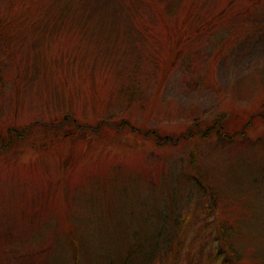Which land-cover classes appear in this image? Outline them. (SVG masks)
I'll use <instances>...</instances> for the list:
<instances>
[{
	"label": "rangeland",
	"instance_id": "obj_1",
	"mask_svg": "<svg viewBox=\"0 0 264 264\" xmlns=\"http://www.w3.org/2000/svg\"><path fill=\"white\" fill-rule=\"evenodd\" d=\"M120 1L59 0L86 32V46L78 36L49 33L50 26L41 41L24 37L5 63L0 51V74L8 80L21 57L28 61L24 87L0 96V138L10 124L26 129L8 149L0 147V264H75L69 246L75 230L83 241L82 264L87 257L88 264H102L104 251L115 257L127 249L126 237L151 236L165 206L187 219L176 264H223L221 223L232 230L245 263L264 264L263 0L256 2L253 30L243 31L244 14L235 19L237 48L210 63L194 41L184 53L195 55L191 69L162 73L153 69L156 60L134 72L138 55L148 53L140 32L147 21L131 26ZM224 1L199 2L205 13ZM77 53L81 58L69 66L57 62L61 54ZM94 55L96 69L85 66ZM102 56L111 58L107 76L100 74ZM132 75L146 87L143 101L120 112L139 131L128 134L105 117ZM199 77L200 88L185 80ZM196 122L227 136L189 138ZM159 138H168L167 145H157ZM196 175L218 192L217 209L196 194L190 181Z\"/></svg>",
	"mask_w": 264,
	"mask_h": 264
},
{
	"label": "trees",
	"instance_id": "obj_2",
	"mask_svg": "<svg viewBox=\"0 0 264 264\" xmlns=\"http://www.w3.org/2000/svg\"><path fill=\"white\" fill-rule=\"evenodd\" d=\"M200 0H121L120 6L124 7V13H126V22L143 23L146 29L145 34L142 36V44L148 45V53L143 56L138 55V59L134 65V72H140L143 69V63L156 60L153 65V69L157 72L172 71L173 69L189 70L191 69L192 58L184 57L186 48L189 45L196 46L203 45L204 57L208 61L216 62L227 53L237 48L238 41L240 40V32H235V19L238 15L244 14L247 19L243 31L250 32L258 24L254 22L255 14H258L260 9L257 6V0H249L246 6L240 8L236 6L237 0H225L224 4L216 10H206L205 13L202 6L203 3ZM264 2V0H263ZM256 4V5H255ZM61 5L59 0H0V51L3 52L2 59L7 61L14 55L17 50L18 44H22L21 41L24 37L30 36L32 40L41 41L44 37L47 38L50 26L53 30L49 33H58L63 37H76L78 36L80 41H83V45L86 46L84 37L86 32L81 31L76 27L73 17L66 15L65 7ZM242 32V31H241ZM141 41V40H140ZM159 45L161 47L159 48ZM161 50L165 52L162 56H155V51ZM168 54V57L164 58ZM104 55V54H103ZM94 63L88 58H85V66L93 64L96 69L95 63L99 62L94 56ZM81 58V54L72 55H60L59 61L63 66H69L72 62ZM107 59L102 62V68H100V74L104 75L111 71V58L103 57ZM61 59V60H60ZM23 58H20V64L15 69L12 79H6L0 74V96L5 97L4 94L9 93L18 87H24L22 79L25 77L26 63L23 62ZM84 65V64H82ZM88 71H91V67ZM123 72V69L120 73ZM187 84L196 85L197 87H203L202 78H196L194 80L185 79ZM146 82L138 78L136 75L129 76L127 80L120 84L117 89V102L114 111L106 115V120L110 123H114L118 128L127 130L128 134H135L139 132L135 127L131 126L130 122L120 115V112L126 110L135 103H139L144 99V89ZM25 90V89H24ZM23 91V89H22ZM10 93V94H11ZM20 96L22 92L19 91ZM119 117H122L119 119ZM104 118V119H105ZM119 120V121H116ZM121 121V122H120ZM119 123V125L117 124ZM196 132H191L189 138L203 139L209 138L211 135L220 139H225L226 134H222L221 130H215V127L207 130L201 129V122L194 123ZM113 125V124H112ZM25 128H21L16 124H10L5 129V135L0 138V147L4 150L8 149L15 137H22L24 135ZM152 133V132H151ZM68 136V133H67ZM152 139V134L148 136ZM168 138H159L156 144L160 147L167 145ZM200 176V175H199ZM194 176L190 179L193 188L195 189L198 197L211 204V209L218 208L219 194L211 186L203 176ZM193 193V191H192ZM177 192L171 193L169 197L176 195ZM174 198V197H173ZM161 223L154 230L153 234L146 235L142 238L141 233H135L130 237H126V241L129 243L127 249L122 252H118L115 257L108 253H101L100 261L102 264H157L161 258L163 264V258L168 261H164V264H176L181 252L183 251L184 241L180 237V230L185 226L186 218L185 214L175 215L174 211H169V208L165 206V210L161 213ZM221 223V222H220ZM220 238L218 243V255L223 256V264H247L244 262V258L240 251L233 247L232 242V230L230 228H223L222 223L220 225ZM182 231V230H181ZM179 232V233H178ZM77 230L72 232L69 236V246L72 251V259L75 264H82L81 258L83 255V245L80 240V235H76ZM222 243V245H221ZM126 245V244H125ZM87 248V247H86ZM86 250V254H87ZM89 254V253H88ZM123 255V256H122ZM87 256V255H85ZM105 261H102V259ZM56 261L60 260V257L55 258ZM92 261V260H91ZM87 264L90 259L87 257Z\"/></svg>",
	"mask_w": 264,
	"mask_h": 264
}]
</instances>
